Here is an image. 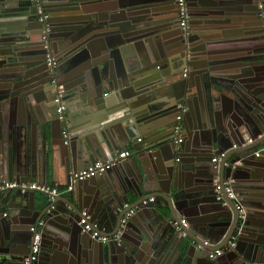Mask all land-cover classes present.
Here are the masks:
<instances>
[{"label": "water", "instance_id": "obj_1", "mask_svg": "<svg viewBox=\"0 0 264 264\" xmlns=\"http://www.w3.org/2000/svg\"><path fill=\"white\" fill-rule=\"evenodd\" d=\"M188 5L184 37L175 0H46L63 122L33 0H0V181H46L60 164L70 175L130 141L149 144L55 202L34 190L0 192V264H24L40 220V264L264 262V0ZM219 41L245 44L210 47ZM204 98L207 113L197 107ZM182 103L185 134L176 142ZM229 176L248 200L244 219L215 191L214 180ZM150 196L162 203L142 207ZM84 209L119 239L83 231ZM181 217L188 226L179 233L172 221ZM231 240L234 248L210 257Z\"/></svg>", "mask_w": 264, "mask_h": 264}, {"label": "built area", "instance_id": "obj_2", "mask_svg": "<svg viewBox=\"0 0 264 264\" xmlns=\"http://www.w3.org/2000/svg\"><path fill=\"white\" fill-rule=\"evenodd\" d=\"M45 1L46 0H33L36 14L38 21L43 23L42 30H41V36H42V43L43 48L45 50V60L50 68V71L53 73V83H55V98L54 101L57 105V113L58 117L61 121H65L66 115H65V109L66 106L63 102V94L65 89L63 88V85L59 82L58 78L56 77L55 70L56 67L59 64V60L55 55V52L53 51L51 40L49 37L50 32V26L48 23L49 19V13L47 12L45 8ZM175 3L177 5V15H178V24L179 27L183 30V36L187 37L190 34V21L192 18V14L190 12V8L188 5V0H175ZM262 6V3L260 4ZM262 15L264 17V10L262 11ZM183 77L188 76V69H185L183 71ZM180 112L177 115V124L174 127L175 134L172 137L173 140L176 142H181L183 140L182 131H183V125H182V119L184 117V112L187 110V106L185 104L179 105ZM63 134L65 137H68V131L65 129L63 130ZM139 141L143 140V137H140L138 139ZM252 139H249L247 142H252ZM236 146V145H234ZM263 149L259 150L257 149L254 152L255 157H259L262 154ZM226 154V151L221 152L220 154L215 155L212 158L213 162H219L222 159V156ZM132 155V151L130 149H120L115 154L113 159H99L95 161L93 164L84 167L80 171L73 172L69 175V181L65 187H60L58 185H50L47 183H42L39 181H16V180H2L0 181V192H4L6 190L12 189V188H18L22 191H28V190H34L41 192L42 194H45L49 197V200L51 202H55L57 196L65 194L66 192L73 191L75 185L80 182L84 181L86 179L101 176L105 173H107L112 167H114L116 164L124 161L125 159H128ZM215 184V191L217 193L218 198H223V192L226 193L227 197L230 199H234L235 203L239 210V217L241 219H244L247 215V208L244 205L241 195L235 188L236 184V178L234 176L227 177L222 183L219 182V180L216 178L214 180ZM154 196H150L149 198L145 199L142 202V207H152L153 205L151 203H154L156 200ZM151 204V205H150ZM55 205L52 204V208ZM124 206H128V204H125ZM139 207H133L130 209V211L127 213L125 218L123 219V222H126V220L133 215ZM7 212H4L3 215H7ZM80 224H82V229L85 232H90L91 237L97 238L98 240L102 242L110 241V240H117L120 237V233H117L116 235L109 236L107 234L102 233V229L99 226V223L92 219V215L89 212V210L84 209L81 214V219L79 221ZM172 224L177 232L182 233L183 227L188 226L187 219L185 217H181L180 223L177 220H173ZM44 225V221L40 220L37 225L31 226V230L35 231V234L33 236L32 244L29 253L25 257L24 264H40V251H41V227ZM38 228V230H37ZM205 244H209V240L205 239ZM235 246V241L231 240L229 244L226 246V248L216 249L210 253L211 258H216L218 256H221L224 254L226 249L231 250ZM247 264H264V262L259 261H249Z\"/></svg>", "mask_w": 264, "mask_h": 264}, {"label": "crops", "instance_id": "obj_3", "mask_svg": "<svg viewBox=\"0 0 264 264\" xmlns=\"http://www.w3.org/2000/svg\"><path fill=\"white\" fill-rule=\"evenodd\" d=\"M200 2V0H189V2H190V4H198L199 5V2ZM228 34H232L231 33V31H230V33H228ZM242 35V34H241ZM233 37L234 36H240V34L239 33H236V34H234V35H232ZM219 38L220 39H218V40H221L222 39V37H220L219 36ZM236 44H237V46L238 45H241V44H245V43H240V42H236ZM236 44L235 43H233V41H230V42H221V41H219L218 43H216L215 45H213V46H210V47H213V48H218V49H227V48H231L232 46H236ZM151 52H152V54L153 55H156V54H158V50L156 51V53L155 52H153V49H151ZM226 54H228V52H226ZM225 55V54H224ZM154 57V56H153ZM155 70H158L157 68L155 69ZM218 72H220V71H218ZM188 77V76H187ZM202 87H205V86H203L202 85ZM205 97V96H204ZM207 99L206 98H204V100H203V102H201V103H197V107H199V108H203L204 107V112L205 113H207L208 112V104H207ZM210 105V104H209ZM182 133L183 134H185V126L183 125V131H182ZM141 137H143L142 135H141ZM129 148H121V149H130L131 151H132V155L129 157V159H132V156L133 155H135V154H138V153H140L141 151H143V150H145L148 146H149V144L148 143H139L138 141H135V142H133V141H130L129 142ZM259 150H261L262 149V147H259L258 148ZM120 150V149H119ZM118 151V150H117ZM116 151V152H117ZM115 152V153H116ZM54 160H55V158H54ZM56 164L58 165V163L56 162ZM61 165V164H60ZM60 165H58L59 167H58V169L57 170H51L50 172H49V174H48V179L46 180V181H43L42 180V177H41V175H38V176H34L33 178H32V181H39V182H42V183H47V184H50V185H58V186H60V187H65L66 185H67V183H68V181H69V173L68 172H66L65 170H64V168L62 169V167L60 166ZM60 167H61V169H60ZM87 167V166H86ZM99 177V176H98ZM36 194L38 195V198L42 195V193L41 192H36ZM65 195H70V192H66L65 193ZM241 199H242V201H243V203L244 202H246V201H248L247 199H246V197H244L243 195L241 196ZM134 200H136V198H133V199H131V202H134ZM156 201H155V204H160V203H162L159 199H155ZM4 212H7L8 214H9V212H10V210H3V213ZM21 221L22 220H18V222H16L17 224L16 225H21ZM108 229V228H107Z\"/></svg>", "mask_w": 264, "mask_h": 264}]
</instances>
